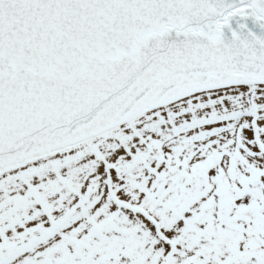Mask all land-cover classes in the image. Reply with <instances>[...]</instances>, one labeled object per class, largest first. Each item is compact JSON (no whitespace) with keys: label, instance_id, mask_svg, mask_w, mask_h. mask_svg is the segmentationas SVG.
<instances>
[{"label":"snow or ice","instance_id":"snow-or-ice-1","mask_svg":"<svg viewBox=\"0 0 264 264\" xmlns=\"http://www.w3.org/2000/svg\"><path fill=\"white\" fill-rule=\"evenodd\" d=\"M0 264H264V0H0Z\"/></svg>","mask_w":264,"mask_h":264}]
</instances>
